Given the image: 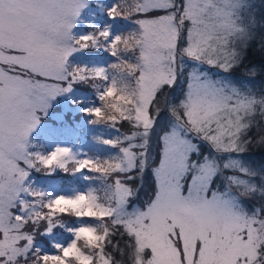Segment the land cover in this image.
Returning a JSON list of instances; mask_svg holds the SVG:
<instances>
[{"label":"snow or ice","instance_id":"6c2138e0","mask_svg":"<svg viewBox=\"0 0 264 264\" xmlns=\"http://www.w3.org/2000/svg\"><path fill=\"white\" fill-rule=\"evenodd\" d=\"M85 6L86 0H0V264L32 259L29 225L43 220L51 233L57 214L69 212L57 205L83 200L86 207L72 211L89 220L68 229L74 239L55 244L59 252L35 249L39 264H264V203L251 210L244 203L264 197V170L243 158L253 148L264 149V87L202 67L230 74L247 60L246 77L264 76V43L259 63L248 60L264 17H257L252 0H133L141 38L124 60L137 67L121 74L135 103L119 120L108 121H128L133 131L104 141L119 147L104 167L99 158H77L68 147L29 151L38 111L47 114L50 101L70 92L74 81H108L97 86L100 105L117 83L119 35L107 44L118 57L109 69L69 68V56L97 35L72 34ZM109 12L114 16V7ZM110 35L108 28L99 32L104 43ZM100 105L84 111L97 117ZM34 161L49 170L69 171L74 163L72 172L103 174L111 181L109 203H100L92 189L74 199L43 201L44 192L25 185ZM146 175L154 189L140 206L134 201ZM18 205L22 214L14 212ZM117 232L127 239L114 255L108 248ZM82 240L95 251L81 248Z\"/></svg>","mask_w":264,"mask_h":264},{"label":"trees","instance_id":"16d2710c","mask_svg":"<svg viewBox=\"0 0 264 264\" xmlns=\"http://www.w3.org/2000/svg\"><path fill=\"white\" fill-rule=\"evenodd\" d=\"M107 1V2H106ZM117 2L118 0H102V4L95 2V0H90L87 6L83 9L82 13L87 11V8L93 12V14L97 18V22H102L104 19H109L110 21H113V25H111L112 32H117L119 35L123 32L130 31L131 25L133 22H135L134 17L128 18V17H108L110 15L108 8L104 7V5H110V3ZM103 8V12L100 11L101 7ZM252 6L253 10L255 11L258 18L264 17V0H252ZM162 13V12H161ZM93 16V15H92ZM85 19V18H83ZM90 25V24H89ZM86 21L79 20L76 24L75 28L73 29L75 32V37H78V31L80 29L91 31L94 28L92 26H89ZM138 26V25H137ZM80 28V29H78ZM137 28H135L136 30ZM134 30V29H132ZM112 35V34H111ZM110 35V36H111ZM264 35V25H260L257 28V37L252 42V48L249 50V56L248 60H251L253 63H259V61L262 59L260 56V45L261 43H264V41L261 40V36ZM109 36V37H110ZM106 43V42H105ZM123 54V53H122ZM125 58H129L132 56V53L123 54ZM72 59H81L78 61L86 62L83 59L90 61V59L95 60L99 63H108V60H112L115 62H118V57L114 56L109 50L104 49L102 47H87L86 49L82 51H77L72 55ZM88 63V62H86ZM79 63L78 65H80ZM83 65V64H82ZM248 66V61H245V64L241 65L239 68L235 69L232 73H230L233 77V80L236 82H244L247 83L251 81L254 88L257 90H260L264 85H262V81H264V76H257L255 78H249L244 75V68ZM122 74L117 72L116 77H121ZM80 81H74V87L78 88L81 86ZM107 81H102V84H106ZM88 88L90 89L87 93H84V96H94L96 98L97 91L95 88H93L91 85L87 84ZM76 97L75 100L80 96L79 93H75ZM81 100L84 99V96ZM95 101L98 102V98ZM82 101H79L77 104L73 103L67 111H64L63 115L60 114L59 117H57L58 124L53 125L51 128L49 126H43L41 128V131L43 132L45 129L46 134L44 137H39L38 144H35L34 146H38L40 150L44 151L46 150L48 145V139L47 137H50L54 142H66L68 143L72 148L75 150H85L86 153L92 154V155H98L103 160V164L106 162H110L112 158L119 154V147L115 145H110L105 143V140H111L115 139L118 136H122L123 134H130L133 131V128L128 121H121L116 124V126H112L110 123H97L93 122L95 120V117L91 113L83 112V107H88V102H84L83 105H81ZM93 107V105H92ZM82 115V116H81ZM74 116H78V118L75 120V123H68V118L72 120ZM91 116V118H90ZM86 120V121H85ZM73 121V120H72ZM74 122V121H73ZM82 122H85L82 123ZM58 126V127H57ZM33 145V144H32ZM103 145H107V149L104 148ZM37 149V148H36ZM243 158L247 161L252 163L254 166L260 167L261 170H264V149H258L253 148L247 153L243 154ZM75 167V164L69 165V171H64L63 169L61 172H54L53 174H43L38 171L37 168L33 170L31 176L33 179L31 180L33 183L39 182L40 188H47V191L51 192V186L52 183L55 182L57 184L56 190H63L65 188L74 187L76 185H83L86 182H91L93 185V191L98 196L99 200L101 202H105L104 204L109 203V193L110 189L107 187L111 181L107 180L103 174L96 173L93 171H90L89 169H84L80 172H72L71 169ZM134 175V173H133ZM134 184H140V181L137 180L134 182ZM32 189V188H31ZM154 189V181L150 175H146L143 184L141 186V190L138 194V197L134 201V203L143 206V204L148 200V198L152 195ZM35 191L34 189H32ZM38 192V191H36ZM48 196V194L45 193V196ZM30 201L35 200L36 198L28 194ZM45 196L41 199L44 201ZM244 203L246 206H249V209L251 210L254 206L260 203H264V197L261 196H255L251 199H245ZM39 208V205H37ZM69 213L70 216L61 218L60 214L58 213L55 217L56 221H58L56 227L53 229L51 233L46 232V222L43 220H38L41 222L40 227L36 228V226L29 225V228L31 230H35L34 235V245L33 249H40L41 253H57L59 252V249L55 247V244H64L68 242L71 238H73L74 233L69 231L70 228H75L77 224L79 223V218L74 214L72 210ZM98 230L104 231V226L102 224H98ZM109 227H111L109 225ZM113 231H116V229H112ZM126 237H122L119 232H117L116 235L112 237L113 241L119 240L120 247L124 246V241L126 240ZM82 247L87 251H95L93 249H89L86 245H82ZM32 249V252L35 253ZM109 251H112L111 244L108 248ZM115 255V253H113ZM118 256L119 254L116 253ZM34 258V256L32 257ZM81 264H84V262H81Z\"/></svg>","mask_w":264,"mask_h":264},{"label":"rangeland","instance_id":"374dc122","mask_svg":"<svg viewBox=\"0 0 264 264\" xmlns=\"http://www.w3.org/2000/svg\"><path fill=\"white\" fill-rule=\"evenodd\" d=\"M89 1L90 0H86V6L89 3ZM95 2L100 3V5L102 4V0H95ZM116 5H117V2H114L112 4L110 3V5H106V6L104 5V7L108 8L107 10H110L111 8L115 7ZM84 8L81 9L79 16L76 18L75 25H74L73 29L75 28V26H76V24L78 23L79 20L86 21V23L88 25L90 24L89 26H92L94 29L91 30V31H88V30H83V29L78 28V29H80L78 31L79 32L78 35H77L78 37L83 36V35H88V34L95 33L97 31V29L102 30V29L108 28L109 31H110V33L112 35L106 41L105 44L107 45V44H109L115 38V36L119 35L117 32H112L111 25H113L112 24L113 21H110L109 19H104V20H102V22H99V21L97 22V18L94 16V15H97V14H93V12L90 11L88 8H87V11H85L84 13H82V11H83ZM100 11L103 12V8L102 7L100 8ZM161 14H163V13H154V15H161ZM108 17H114V16L109 15ZM83 18H85V19H83ZM136 18L137 17L134 16V20ZM130 27H131L130 28L131 30L132 29H135V28H138V26H137V24L135 22H133ZM73 29H72V34L75 35V32H74ZM102 48L108 50V47H102ZM84 49H86V48H79V47H77V50L75 52H73L69 56V58H68L69 68L74 67V66H83V67H87V68L103 67L105 69H109L110 68V65L114 63V61H112V60H108L107 61L108 63H99V62H96L93 59H90V61H87V60L83 59L84 61L88 62V63H86V62L78 61V60L81 59V57H80V59H77V58L76 59H72L73 58L72 55L74 53H76L77 51H82ZM79 63H81V64L78 65ZM202 67H203L204 70L208 71L213 76H217L218 77V76L230 75V78L233 79V77H232L231 74L224 73L221 69H218V68H215V67H210L208 65H203ZM111 75H112V73H111V71H109V76L111 77ZM80 82H81L80 83L81 84L80 87L75 88L74 87V82H73V86H72V89H71L70 92L62 93V94L56 96L55 98H53L50 101V107L47 110V114H44L43 110L38 111V115L40 116V123L30 133V136H29V151H31V152H40L42 154H49L52 151H54L58 146L59 147H68L69 149H71L72 153L77 156V158H92V159L99 158V162H101L103 164L102 158H100L98 155H92V154L86 153L85 150H75L68 143H66V142H54L50 137H47L49 147H47L45 151H44V149L43 150H40V148L38 146H34L35 144H38L37 142H39V140H38L39 137L42 138V137H44V135H47L46 134V130L47 129H45L42 132L41 131V128L43 126H49V125H50L51 128H53L52 127L53 125L59 123L58 122L59 119L57 117H59L60 114L63 115L64 111H67V109L73 103H76L77 104L79 101H82L81 102V105H83L84 102H88L91 105H89L87 108H91L92 105H93V107L100 105L101 101L99 100V97L98 96H96V98H98V102L95 103V101L97 99L94 96H84L83 95L84 93H87L90 89H92V88H88V86H87V84H89V85H91V84L90 83H85V82H82V81H80ZM107 83H108V81H107ZM66 84H67V82H65V85ZM76 92L79 93L80 96H78V98L75 100V97H76L75 93ZM81 95L84 96V99L83 100H81L83 98V97H81ZM83 108L86 109V107H83ZM83 112L85 113L84 109H83ZM77 118H78V116H74L72 118V120L74 122L70 118H68V123H75V120ZM90 118H91V116H90ZM82 123L85 124V122H82ZM103 146H104V148L107 149V145H103ZM67 158L68 157H66V156L63 157V159H67ZM70 164H73L74 165V163H70ZM35 169H36L35 167H31V168L28 169L29 176L27 177V179L25 181V185L26 186H30L34 190H38V192H44V193L48 194V196L47 195L45 196V199H44L45 202L47 200H49V199H54L56 196H59V195H64L66 197H70V198H73L74 199L77 195L86 194V193H88L89 189H92L93 188V185H92L91 182H86L83 185H76L74 187L65 188V189L59 191V190H56V188H57L58 185L55 184V182H54V183H52V186L50 188L51 189V192H49V190L47 191V188L46 189L45 188H40L41 185H40L39 182L33 183L31 181L33 179V177L31 176V174L34 173L32 171L35 170ZM61 170H62L61 168L56 167L54 170L45 169V170H40V172L43 173V174H53L54 172L55 173L56 172H59V171L61 172ZM93 194L96 195L94 191H93ZM21 196L22 197H25L26 199H28L30 201V198H29L28 194L21 193ZM99 202L102 203V204L105 203V202H101L100 200H99ZM250 206L251 205H249L247 207L249 208ZM79 207H86V200L76 201L73 204H63V207L62 208L59 207V208H61V209L68 208L69 209V212L67 214H60V217L61 218H65V217L70 216L69 215V213L71 212L70 210H73V209L79 208ZM21 208H22V206H19L18 205L14 209V212H16V214H22ZM82 220H89V218H79V223L77 224V226H79V224L82 222ZM89 222H91V221H89ZM85 235L88 236L89 238H91V236H92L91 233H85ZM72 239H74V236H73V238H71L68 242L64 243L63 245L67 246V244L70 243ZM85 243L86 242L83 241V240L80 242L81 248H83L82 245H84ZM33 251L35 252V249H33ZM43 253L44 252H42V253L40 252L41 255ZM50 253H52V252H50ZM52 254H55V253H52ZM82 262H84V261H82Z\"/></svg>","mask_w":264,"mask_h":264},{"label":"clouds","instance_id":"9594fccd","mask_svg":"<svg viewBox=\"0 0 264 264\" xmlns=\"http://www.w3.org/2000/svg\"><path fill=\"white\" fill-rule=\"evenodd\" d=\"M133 0H118L117 5L114 7V16L115 17H132L133 15V9L131 8V3ZM101 30L97 29L96 31V37L92 41H85L83 42L84 45H87V47H108L99 36V32ZM121 39L117 42V54L120 57L119 63H118V72L124 73L125 69H127L129 72H134L137 65L134 61L124 60V55L129 53V51L136 49L139 47L140 43V35L137 33V31L130 30L127 32H123L119 35ZM105 39H107L105 37ZM77 44H80L81 42L77 39ZM83 46V45H81ZM86 47V48H87ZM74 69L76 66L73 67ZM89 75H92L91 72L88 73ZM85 83H90L93 88L97 90L98 85H102V81L97 80H90L85 81ZM131 85L128 83V81L124 78L122 75L121 77H117V83L107 92L104 94V99L102 104L100 105L101 111L98 114L97 117V123H108L110 118L115 117L117 120H119L120 115L123 114L124 109L130 108L134 105L135 101L133 100V97L131 96ZM121 122V121H120ZM104 167H109L108 162L103 164ZM34 167L37 168V170H45L48 169L45 167L43 163H40L39 161H34ZM38 191V190H35ZM57 207H63V203L57 205ZM91 210V209H89ZM99 211V210H97ZM41 222H36V228L40 227ZM33 235H35V230H33ZM90 235V234H89ZM109 243L112 246V251L115 253V250L118 246H120L119 240L113 241L112 238L109 241ZM34 258L29 259L28 261H20L19 264H39L38 259L35 258L36 254H33ZM84 264H88L87 260H84Z\"/></svg>","mask_w":264,"mask_h":264}]
</instances>
